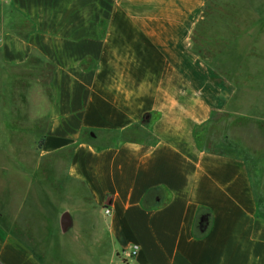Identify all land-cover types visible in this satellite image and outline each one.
I'll list each match as a JSON object with an SVG mask.
<instances>
[{"label": "crops", "instance_id": "crops-1", "mask_svg": "<svg viewBox=\"0 0 264 264\" xmlns=\"http://www.w3.org/2000/svg\"><path fill=\"white\" fill-rule=\"evenodd\" d=\"M206 5L0 0V94L29 85L26 111L10 116L41 117L44 133L1 151L0 264H264V152L196 141L218 113L264 122L193 50ZM56 193L72 208L46 210ZM54 228L74 231L58 253Z\"/></svg>", "mask_w": 264, "mask_h": 264}, {"label": "rangeland", "instance_id": "rangeland-1", "mask_svg": "<svg viewBox=\"0 0 264 264\" xmlns=\"http://www.w3.org/2000/svg\"><path fill=\"white\" fill-rule=\"evenodd\" d=\"M193 50L203 62L238 86L239 95L235 102L240 103L243 110L249 112L253 108L264 115V63L258 66L257 74L251 64L264 62V0H207L203 19L193 37ZM11 75L10 70H3L1 78L6 81ZM26 76L30 75L27 73ZM6 85L8 89L11 88L10 91L0 94V154L3 155L6 153H1L2 149L11 151L10 145L17 147L16 143L40 142L44 136L41 117L10 116V109L16 106L26 111L31 87L26 83ZM260 97L263 101L257 106L255 103H260ZM1 110L8 111V114ZM197 136L203 146L219 153L252 160H261L263 156L264 122L218 113L208 125L197 130ZM259 169L257 166L254 168L256 175L260 173ZM3 183L10 190L9 178L4 179ZM42 198L43 206L46 210L49 208L51 214L73 206L71 198L58 193ZM42 198L34 194V203L38 202L41 206ZM56 230H50L49 243L52 250L58 253L61 243L70 241L74 231L65 234Z\"/></svg>", "mask_w": 264, "mask_h": 264}, {"label": "water", "instance_id": "water-1", "mask_svg": "<svg viewBox=\"0 0 264 264\" xmlns=\"http://www.w3.org/2000/svg\"><path fill=\"white\" fill-rule=\"evenodd\" d=\"M70 226V220H69V214L68 213H64L61 216V228L63 231H66Z\"/></svg>", "mask_w": 264, "mask_h": 264}, {"label": "trees", "instance_id": "trees-1", "mask_svg": "<svg viewBox=\"0 0 264 264\" xmlns=\"http://www.w3.org/2000/svg\"><path fill=\"white\" fill-rule=\"evenodd\" d=\"M196 141H197V144H198V147L203 150V151H207V152H211V153H217L216 151H214L213 149H211L210 147H205L203 146L200 138L197 136V133H196Z\"/></svg>", "mask_w": 264, "mask_h": 264}, {"label": "built area", "instance_id": "built-area-1", "mask_svg": "<svg viewBox=\"0 0 264 264\" xmlns=\"http://www.w3.org/2000/svg\"><path fill=\"white\" fill-rule=\"evenodd\" d=\"M105 214H106V216H109V215L112 214V210H111L110 207H105ZM137 252H138V248L134 247L133 250H132V255L135 256L137 254Z\"/></svg>", "mask_w": 264, "mask_h": 264}]
</instances>
